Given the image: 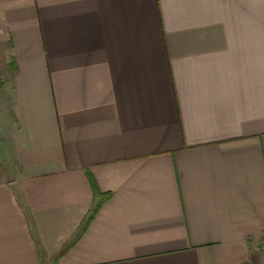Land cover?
Masks as SVG:
<instances>
[{
    "label": "crops",
    "instance_id": "obj_1",
    "mask_svg": "<svg viewBox=\"0 0 264 264\" xmlns=\"http://www.w3.org/2000/svg\"><path fill=\"white\" fill-rule=\"evenodd\" d=\"M0 264H264V0H0Z\"/></svg>",
    "mask_w": 264,
    "mask_h": 264
}]
</instances>
